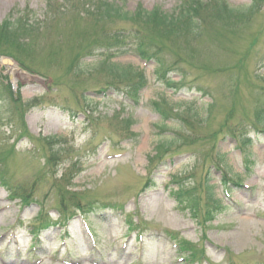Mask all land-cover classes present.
Segmentation results:
<instances>
[{
	"label": "rangeland",
	"instance_id": "374dc122",
	"mask_svg": "<svg viewBox=\"0 0 264 264\" xmlns=\"http://www.w3.org/2000/svg\"><path fill=\"white\" fill-rule=\"evenodd\" d=\"M115 1V5L126 13L134 12L139 5L144 11L158 7L171 15L180 5L178 0ZM86 2L90 0H0V23L13 11L14 19L28 10L33 21L43 29V35L32 40L29 52H21L9 59L0 56V85L2 82L9 88L11 85L14 96L18 94L20 100L12 103L5 95L0 103V149L8 153V156L0 155V159L5 163L7 183L24 184L28 192L46 200L47 208L57 205V187L61 186L64 191L80 194L94 190L93 196L98 200H109L121 209L97 210L95 215L87 218L94 239L85 234L81 219L76 217L64 229L52 227L44 231L40 236L41 247L28 253L33 242L29 232L38 209L36 206L18 208L16 202L8 200L9 193L0 184V264H36L35 259H42L38 264H64L62 261L70 262L68 264H185L180 263L181 256L174 248L177 243L167 232L203 247L206 260L196 264H226V250L235 256L238 264H264V135L252 133L251 129L254 110L264 106V7L251 21L234 22L228 28L205 19L202 36L191 44V48L189 43L183 46L182 52L168 47L161 53L168 64L183 59V63L179 62L175 67L182 69L186 86L207 89L212 98L219 100L208 116L205 115L210 104L208 97L203 98L187 88L179 93L165 90L155 82V64L144 65L131 55L119 56L113 61L136 72L144 71L148 87L140 92L138 104L109 91L106 98L97 95L95 88L103 85L105 78L103 74H93L95 61H84L82 67L90 70L87 72L90 76L76 86L79 91L72 87L77 82L74 79H78L73 76L72 69L69 72L72 59L104 29V25L94 23L92 11L84 5L88 4ZM226 4L246 12L252 3L250 0H226ZM201 14L204 15V11ZM129 26L116 23L109 31L123 32ZM256 35L263 38L251 46ZM152 39L160 46V42ZM202 45L206 47L203 49ZM249 48L250 53L245 55ZM56 54L59 61L48 65ZM239 59L241 65H236ZM234 65L237 66L234 70L216 75L201 71L208 66ZM244 71L250 79L253 75L259 80L242 81ZM180 76L177 74L172 81L177 82ZM238 76L242 83L232 97L231 88ZM54 79L64 87L51 91ZM81 92H85L82 95L89 102L79 97ZM33 99H39L37 105L42 103L41 106L26 111L27 107L22 105L30 104ZM161 99L180 107L184 115L187 112L188 116L197 114L188 131L196 142L150 163L149 157L155 154L157 141L180 134L177 122L167 123V133L158 137L161 134L156 126L161 125V118L154 112L152 102ZM231 110L232 116L227 119ZM98 116L100 120L94 122ZM118 116L122 120H132L131 132L138 137L113 148V144L124 138V133L117 129L118 121L121 122ZM22 117L26 133L21 127ZM224 124L226 129L221 128ZM217 132L219 135L213 136ZM229 132L238 139L249 134L252 143L245 148L246 153L241 154L235 141L227 137ZM49 138L68 139L70 144L66 149L73 148L67 156L60 157L55 178L51 176L55 168L50 172L52 166L48 161L49 165L46 164L49 152L44 140ZM106 138L111 140L110 144ZM11 150L13 153L9 155ZM176 153L188 154L175 156ZM114 155L121 157L109 159ZM173 155L174 158L168 161ZM207 155L211 156L209 160L205 159ZM72 163L78 169L73 178L67 168ZM211 165L223 169L233 178L240 176L243 187H229L228 206L224 203L229 209L226 208L212 224L203 227L189 214L175 209L169 194L173 187L170 177L187 178L185 180H189L188 186H191L195 185L193 181L203 180L210 172V184L215 186L216 198L220 199L222 195L217 182L222 174L215 168L211 171ZM39 174H43L44 179L38 182ZM147 179L150 182L146 189ZM49 212L55 218L54 211ZM127 216L147 229L142 244L134 238H122L128 231Z\"/></svg>",
	"mask_w": 264,
	"mask_h": 264
},
{
	"label": "trees",
	"instance_id": "16d2710c",
	"mask_svg": "<svg viewBox=\"0 0 264 264\" xmlns=\"http://www.w3.org/2000/svg\"><path fill=\"white\" fill-rule=\"evenodd\" d=\"M253 1L254 4H252V6L246 12H240L227 8L222 0H214L212 4H206L202 0H188L186 4L182 5L183 8L178 12L177 15H164L157 9L147 13L140 8H138L133 15H130L129 13H124L121 8H117L112 4L99 1V3H96L95 5L92 4L93 6H91V16L94 23L100 25L110 23L114 20H121L123 22H132L137 25L148 27L149 31H152L153 33L151 35L158 42H160L161 45L171 44L177 47L181 42L187 44L188 42L196 41L200 37L199 34L201 25L205 19L207 21L224 24V26H229L234 22L240 24L247 21L259 10V6H261V3L264 2V0ZM202 11H204L206 17L201 16ZM41 29L42 25L39 27L38 23L33 21V19L30 17L20 15L13 19V14L8 15L7 18L0 24V55L13 57L14 55H20L21 52H29L31 49V43H33L32 40L43 35L41 33L43 29ZM188 34L190 35L187 38ZM100 35V38H102L101 42L105 43L107 48H112L114 45H117L120 42L118 37L109 33L102 32ZM144 44L139 42L138 49L140 51L139 55L141 58L146 60L150 58L151 55L149 54L148 50H146L148 44L145 42ZM120 46L122 45L117 47ZM160 51L161 48L158 47L157 52ZM56 57L57 54L55 59L51 60L48 65H51L52 62H58ZM77 58L78 56L72 59L69 72L71 71L72 66L75 64ZM110 59L111 58L108 60L107 58L104 61L98 63L95 67L97 69L93 72L103 74V76L107 78L106 81H110L109 83H106V85L112 84L113 82H128L132 77H137V84L143 82V75H134L133 70L130 67H121L117 64L111 63ZM159 62L160 61H158V63ZM20 65L23 66L22 63H20ZM77 74L80 76L82 72L76 69L74 75L77 76ZM78 79V81H81L80 78ZM166 85L168 87L172 86L170 82H166ZM139 87L140 86H137V89H139ZM3 90L6 91L9 97L12 98V93L9 86H3ZM16 101H19V98H17ZM158 111L160 110L158 109ZM169 111L171 113V109ZM162 114L165 115L163 111ZM255 117L259 123L264 122V110L258 111ZM164 118H167V115H165ZM46 142L53 150L56 145L54 141L52 142V139H50L46 140ZM172 143L173 142L159 143L157 150H159L161 153L162 151H165L167 148H169ZM160 153L158 152V154ZM50 157V160H52L55 155L52 153ZM199 199L200 198L197 197V195H194L187 200V204L193 213H197L198 211ZM219 209L220 201L215 198L213 194V188L207 186L205 189L204 203V216H207L206 221H209L213 217V213Z\"/></svg>",
	"mask_w": 264,
	"mask_h": 264
}]
</instances>
